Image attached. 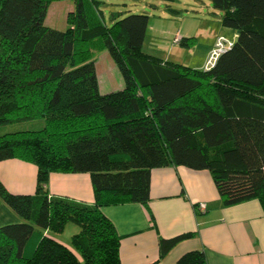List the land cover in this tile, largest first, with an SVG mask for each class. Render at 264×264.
<instances>
[{"label":"trees","instance_id":"1","mask_svg":"<svg viewBox=\"0 0 264 264\" xmlns=\"http://www.w3.org/2000/svg\"><path fill=\"white\" fill-rule=\"evenodd\" d=\"M55 1L0 0V125L43 122L0 134V161L33 162L42 193L34 207L0 182V199L25 220L0 226V264H121L100 208L145 204L155 167L207 169L224 205L255 198L264 210V0H209L236 37L202 69L142 50L148 14L117 12L107 24L102 0H70L61 30L45 22ZM104 50L123 86L101 93L94 57ZM52 171L88 172L94 204L48 196ZM70 221V247L45 234ZM190 236L160 239L159 257ZM204 263L190 250L174 264Z\"/></svg>","mask_w":264,"mask_h":264},{"label":"crops","instance_id":"2","mask_svg":"<svg viewBox=\"0 0 264 264\" xmlns=\"http://www.w3.org/2000/svg\"><path fill=\"white\" fill-rule=\"evenodd\" d=\"M231 31L216 28L202 40L203 44L198 35L197 44L202 52L196 50L197 55L203 60L218 37L231 40L234 36V41L236 32ZM181 37L182 33L173 40L179 41ZM0 182L10 193L32 195L34 207L38 206L42 193L36 191L37 166L33 162L20 158L1 160ZM45 193L87 204H94L96 199L88 172L52 171ZM200 202L206 204L204 211L198 209ZM100 209L120 237L121 264H174L181 254L190 250H202L204 264H264V210L260 201L252 198L224 205L207 169L175 164L152 168L149 199L145 204L124 201L105 204ZM20 217L0 199V226L19 223ZM69 223L76 224L67 222L64 226L69 227L67 232L47 230L45 234L70 247L71 236L77 229L68 226ZM184 233L192 236L180 240L160 258V239Z\"/></svg>","mask_w":264,"mask_h":264},{"label":"rangeland","instance_id":"3","mask_svg":"<svg viewBox=\"0 0 264 264\" xmlns=\"http://www.w3.org/2000/svg\"><path fill=\"white\" fill-rule=\"evenodd\" d=\"M70 7H72L70 0H57L51 3L45 20L47 25L64 30L67 27L66 17ZM101 10L107 24H110L112 14L117 12L122 13V16L130 12L148 14L149 23L142 50L165 60L198 69L204 67L207 55L211 53L214 46L202 60V57L197 55V52H202V47L197 44V36L199 35L200 43L203 44L202 40L216 28L234 30L229 27L226 29L227 27L219 23L217 16L212 15L211 12L214 9L209 0H102ZM195 30L199 34H196ZM181 33L183 36L194 37L191 45L184 46L178 41L174 42L173 38ZM233 37L227 41L231 42ZM224 39L226 40L225 37ZM94 61L97 64L98 86L101 93L123 86L121 73L107 50L97 53ZM42 123L37 119L0 125V134L22 128L37 129ZM20 221L25 220L20 217ZM68 226H75L76 232L79 231V227L74 223H69ZM65 228L67 232L69 227Z\"/></svg>","mask_w":264,"mask_h":264},{"label":"built area","instance_id":"4","mask_svg":"<svg viewBox=\"0 0 264 264\" xmlns=\"http://www.w3.org/2000/svg\"><path fill=\"white\" fill-rule=\"evenodd\" d=\"M178 41L177 39L174 40ZM231 42L225 40L222 37H218L215 41L214 48L212 49L211 53L208 55L205 63V67H208L209 65L213 64L214 60L216 59L217 55L220 54L222 51H224L227 48V45H230ZM198 209L200 211H204L206 209L205 202H200L197 204Z\"/></svg>","mask_w":264,"mask_h":264}]
</instances>
